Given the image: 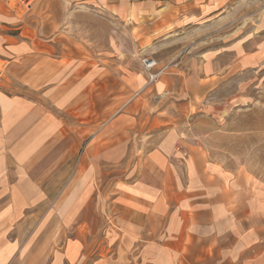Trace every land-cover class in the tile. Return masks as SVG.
I'll use <instances>...</instances> for the list:
<instances>
[{
  "label": "crops",
  "instance_id": "0c3cea01",
  "mask_svg": "<svg viewBox=\"0 0 264 264\" xmlns=\"http://www.w3.org/2000/svg\"><path fill=\"white\" fill-rule=\"evenodd\" d=\"M49 1L0 0V264H264V184L182 140L239 69L192 55L229 0H57L105 13L84 52Z\"/></svg>",
  "mask_w": 264,
  "mask_h": 264
},
{
  "label": "rangeland",
  "instance_id": "374dc122",
  "mask_svg": "<svg viewBox=\"0 0 264 264\" xmlns=\"http://www.w3.org/2000/svg\"><path fill=\"white\" fill-rule=\"evenodd\" d=\"M49 2L50 15L64 18L63 27L58 24V29L65 33V44L75 48L79 45L81 52L103 46V32L108 26L103 21L102 9L61 7L57 0ZM221 13L229 18L203 28L202 39H192V55L199 53L202 46L210 52H222L223 63H231L233 57L239 56V69L225 72L223 82L211 93L213 98L207 110L218 108L222 112L210 118L196 115L186 119L187 131L182 140L203 146L210 161L223 169L264 184V0H229ZM111 29L116 32L124 28L113 19ZM146 59L154 60L147 56L141 59L142 73L153 83L144 68ZM172 65L169 63L158 72L154 69L153 73L158 74L155 80L168 73Z\"/></svg>",
  "mask_w": 264,
  "mask_h": 264
},
{
  "label": "built area",
  "instance_id": "2783aa9c",
  "mask_svg": "<svg viewBox=\"0 0 264 264\" xmlns=\"http://www.w3.org/2000/svg\"><path fill=\"white\" fill-rule=\"evenodd\" d=\"M143 64H144L145 70L147 72H149V74H150V80L155 81V79L158 77V74L153 73V70L157 67V62L154 60L146 59V60H144ZM163 69L165 70L166 68H163ZM163 71H161V72H163Z\"/></svg>",
  "mask_w": 264,
  "mask_h": 264
}]
</instances>
